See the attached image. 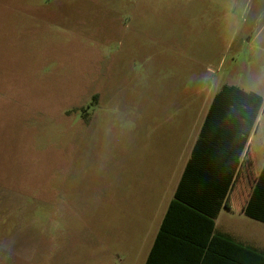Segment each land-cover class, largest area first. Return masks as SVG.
Returning a JSON list of instances; mask_svg holds the SVG:
<instances>
[{
    "label": "rangeland",
    "instance_id": "1",
    "mask_svg": "<svg viewBox=\"0 0 264 264\" xmlns=\"http://www.w3.org/2000/svg\"><path fill=\"white\" fill-rule=\"evenodd\" d=\"M224 85L264 97V0H0V264H145Z\"/></svg>",
    "mask_w": 264,
    "mask_h": 264
},
{
    "label": "trees",
    "instance_id": "2",
    "mask_svg": "<svg viewBox=\"0 0 264 264\" xmlns=\"http://www.w3.org/2000/svg\"><path fill=\"white\" fill-rule=\"evenodd\" d=\"M263 105L262 95L237 85L214 96L145 264H211L221 239L233 264H264V253L214 229L220 210L234 209L231 188ZM243 211L264 222V166Z\"/></svg>",
    "mask_w": 264,
    "mask_h": 264
},
{
    "label": "crops",
    "instance_id": "3",
    "mask_svg": "<svg viewBox=\"0 0 264 264\" xmlns=\"http://www.w3.org/2000/svg\"><path fill=\"white\" fill-rule=\"evenodd\" d=\"M261 122H264V105H263L262 110L260 111L256 125L249 137L248 143L246 145V148H245V151L242 157V164L238 170L233 186L231 188L230 204L234 209L232 208L230 209L228 208V206L225 205L220 210L217 218L215 219L214 229L217 233L228 235L237 244L250 247L252 249L257 250L260 253H264V241L256 237H250L249 235L245 234L244 232H240L238 229H235L232 226V224L236 220H241V222L244 225L249 227L251 224L248 220H244L246 219L245 217H247L248 219L252 221L264 224V222L256 221L248 217L243 211L246 205L248 196L250 194L251 188L254 185L255 180L259 176L264 166V136L263 135L260 134L256 139L257 149L252 148L253 135L254 134L256 135L258 133ZM257 156L258 158L259 157L260 158L257 159ZM225 241L226 240L221 239V242L219 243V245L216 246V248L214 249L216 254H214L213 261L211 262V264H233L231 261L223 257L225 253L229 254V249H233L232 247L225 246V244L223 245Z\"/></svg>",
    "mask_w": 264,
    "mask_h": 264
}]
</instances>
